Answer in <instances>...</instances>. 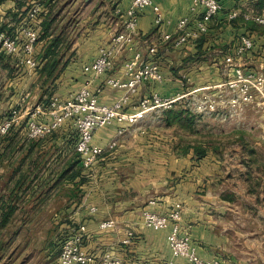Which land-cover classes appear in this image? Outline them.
I'll return each mask as SVG.
<instances>
[{"label": "crops", "instance_id": "crops-1", "mask_svg": "<svg viewBox=\"0 0 264 264\" xmlns=\"http://www.w3.org/2000/svg\"><path fill=\"white\" fill-rule=\"evenodd\" d=\"M65 1L67 5L60 11L61 2ZM131 1L53 0L48 5L47 0H3L0 4V25L7 24L16 29L27 21L30 5L39 3L41 12L36 24L39 32L40 23L51 7L62 14L67 7L74 8L77 5L82 16L77 23L76 33L72 31L73 37L65 48L70 53V59L54 79L50 98L66 100L80 87L87 85L92 92L97 93L100 103L110 104L124 91L110 87L105 81L108 77L124 79L123 63L131 53H117L113 69L102 75L85 73L83 66L95 59L101 46L108 44L111 33L121 29V14L129 8ZM190 1L154 0L164 20L160 27L154 25L151 7L139 12L137 31L140 37L157 44L156 59L164 80L161 83L147 82L140 85L131 97L130 112L134 111L132 106L143 95L183 94L189 89L206 87L231 76V68L228 69L224 64V57L234 52L242 35L252 38L253 48L239 59L240 64L246 69L264 68V26L251 19L245 20L243 16V13L261 11L264 0H219L222 9L212 19L205 34L180 46L163 41L162 35L175 34L177 20L189 14ZM79 4L84 5L82 9L78 7ZM26 6L24 22L21 20L19 22L23 23L18 24L16 15L21 14ZM234 9L239 11V15L229 19L228 13ZM57 20L56 26H60ZM6 30L13 33L12 30ZM45 46L46 40L37 41L35 57L43 52ZM137 47L146 51L143 41ZM1 71L3 80H7L5 87L8 86L9 91L13 89L12 98L14 102L20 101L18 105L24 108V113L41 103L38 99L42 91L37 85L40 80L35 69L18 66L14 58L6 57L0 60ZM180 105L182 103H178L175 108ZM195 116L201 119L198 121L199 139L191 140L184 154L172 151L177 140L172 135L173 128L166 125L165 116L150 115L140 123L126 127L124 133L117 136L116 146L106 150L89 167V172L80 176L84 179L77 191H82L83 195L71 219L78 225H85L83 248L93 254L95 259L107 252L120 260L121 264H187L183 258L172 255L167 241L168 229L153 230L146 227L142 220L144 209L165 213L174 203H180V232L190 236L191 243L196 246L202 259L217 258L222 264H264V165L258 170L250 165V160L254 161V157L258 156V150L254 147L260 143L242 141L250 149V152H244L240 149L243 144L231 138L237 136L235 133L242 134V130L249 128L252 131V125L253 128L262 129L264 108H249L242 125L229 123L232 121L221 125L212 123L220 129L210 126L212 120ZM37 120L47 121L49 117L38 116ZM24 121L26 117L17 126L20 127V133L26 135ZM120 126L114 122L97 129L93 134V144L107 149ZM73 128L71 122L67 121L55 133L60 138H67L71 136ZM204 131H213L215 135L202 137ZM261 131L264 132V129ZM40 141L37 143L45 146L39 152L33 151L34 147L31 154L53 148V143L59 144L57 140L49 143ZM51 161L45 165L48 166ZM262 162L264 164V160ZM46 166L38 174L40 185L30 189L28 195L32 201L36 199L34 197L40 196V202L31 205L34 211L43 208V205L48 206L45 203L48 200L45 204L42 202L44 197H55L58 204V198L65 189L68 190L65 188V178L59 177L64 162L51 174H48L49 168L46 170ZM249 167L253 169L252 172ZM80 177L74 179L73 190ZM44 178L47 181L42 183ZM61 199L64 200L62 196ZM149 200H154V204L149 205ZM92 207L94 211L90 210ZM105 220H113L115 226L101 229L100 223ZM130 230L133 239L129 244H123L122 240ZM92 264H96V261Z\"/></svg>", "mask_w": 264, "mask_h": 264}, {"label": "built area", "instance_id": "built-area-1", "mask_svg": "<svg viewBox=\"0 0 264 264\" xmlns=\"http://www.w3.org/2000/svg\"><path fill=\"white\" fill-rule=\"evenodd\" d=\"M146 7H151L154 13V25L160 27L164 20L154 0H132L129 8L121 14V29L111 33L108 44L101 46L95 59L83 66L85 73L102 75L113 69L117 53L124 51L131 53L123 63L124 79L108 77L105 81L110 87L123 90L122 95L110 104L100 103L97 93L84 85L66 100L51 97L47 105L38 103L27 109L25 113L13 109L8 116L0 120V138L17 126L23 117H26V137L29 140L52 134L65 122L70 121L77 133L75 151L79 154L81 163L85 167H90L106 150L116 146L117 136L122 135L126 127L136 125L150 115L160 116L175 108L178 103H182L195 115H215L221 121L236 119L239 123L244 121L243 117L249 108H264V68L246 69L240 64L239 59L253 48L252 38L242 35L234 52L224 57V64L228 69L231 68V76L206 87L189 89L183 94L143 95L132 106L134 111L130 112L128 109L131 106V97L136 94L140 85L147 82L161 83L164 80L156 59L157 44L140 37L137 31L139 12ZM221 9L219 0H191L189 14L175 23V34L164 33L162 40L180 46L197 39L208 31L212 19ZM40 12L39 3L30 5L26 16L29 23L22 24L18 32L19 36L0 29V50L14 58L18 64L31 69H35L38 65L33 52L38 41L39 32L36 24ZM238 15L239 11L234 9L228 13V18L235 19ZM243 16L245 20L251 19L256 24L264 26V8L258 13H243ZM140 41L146 44L145 52L137 47ZM44 115L48 116L49 120H37L38 116ZM114 122L121 126L116 131V137L108 143L107 149L93 144L94 132ZM154 202L149 200L148 204L153 205ZM90 210L94 211L95 208L92 207ZM142 220L146 227L153 230L168 229L167 241L174 257L183 258L187 264H222L217 258L202 259L197 253L196 246L191 243L190 236L180 232L182 221L180 203H174L165 213L144 209ZM114 226L113 220L100 223L101 229H110ZM85 233L86 227L81 224L69 237L61 241L59 264H92L95 261L96 264H121L120 260L113 258L107 252L95 259L93 254L85 251L83 248ZM133 236L131 230L127 231L122 243L129 244Z\"/></svg>", "mask_w": 264, "mask_h": 264}, {"label": "rangeland", "instance_id": "rangeland-1", "mask_svg": "<svg viewBox=\"0 0 264 264\" xmlns=\"http://www.w3.org/2000/svg\"><path fill=\"white\" fill-rule=\"evenodd\" d=\"M66 5V1L61 2L60 11ZM79 6L80 9H82L84 5L79 4L78 7ZM27 7L28 6L25 7L26 9L24 11H21V14L16 15V22H18V24L24 22V14L27 11ZM64 11L65 12L62 14H59L60 17L57 23L59 22L60 27L63 25L66 26V39L70 41L73 37L72 31L76 33V29L78 28L77 23L82 15L81 13L79 14L77 5L74 8L69 6V8L67 7ZM21 20L23 22H19ZM25 23L29 22L26 21ZM6 25H0V27H3L5 30H12V34L14 35H18L16 32H19L22 26V24L19 25L17 30V28L14 29V26L10 28V26ZM14 30H16V32H14ZM35 48L36 45L33 55L35 53ZM41 54L42 52L35 57L36 60L40 59ZM19 65L21 64H18V66ZM23 68L24 67H22V69ZM22 69L20 70L22 71ZM1 73L2 71L0 72V119L8 116L13 109L19 110L20 113L24 112V108L18 105L20 101L14 102V98H12V96H14L13 89L11 88L9 91V87H5L7 80H3V74L1 75ZM37 85L42 91L38 101L42 102L41 100L44 95L48 94L43 93V87L46 85L42 84L41 81H39ZM53 87L54 84L51 85L49 96L52 94ZM175 111L166 114L163 113L162 117L165 116V121H167L166 125L173 128L172 135L175 136L177 140L172 151L174 153L184 154L187 149L186 145L190 143L191 140L199 139L200 124H198V121L201 119H196V116L191 118V116H187L184 113L182 114L180 111ZM201 117L212 120L213 122L210 123L211 127L214 125L212 123L221 125L226 122L224 120L221 121L220 118L215 115ZM234 120L236 119H232V122L229 123H239L238 120ZM243 123L244 121L242 120L238 125H242ZM217 125H214V128L216 129L218 127V129H220ZM253 126L254 125L251 127V129H253L252 131L246 126L248 130L244 128L245 130H242L244 133H235L237 136L231 138L235 141H239L240 145L243 144L240 149L244 152H250V149L244 146L242 141L248 143V141L252 140L261 144L255 145L254 148H257L258 156L254 157V161L253 159L250 160L251 167L258 170L260 166L264 165L262 162L264 160V132L261 131L264 129V126L262 129L257 127L253 128ZM50 135L51 134L42 137L43 141L47 140L49 143L52 140H57L59 144L53 143V148L51 147L47 150L43 149L42 152L36 153L41 150V147L45 146L42 143H37L35 144L36 148L33 150L36 152L32 154H29L28 151L30 142H28L26 135L20 133V127L16 126L14 131H12V136L10 137H12L13 140L10 149L4 150L3 147L7 144L6 137L0 138V216L6 211L3 208H13V213L9 216L7 224L0 227V264H59L58 255L61 241L69 237L74 229H77L79 226L77 222L71 219V216L73 210L80 202L83 192L78 191L74 193L71 182L65 183V188H68V190L65 189L64 194L61 195L64 200H62L60 196L58 198L59 203L56 204L57 200L55 197H44L42 202L44 203L48 200L45 202L48 206L43 205V208L37 211L32 210L31 205L38 204L40 202V196L34 197L36 199L32 201L31 197L28 195L30 194V189L34 188L37 184L40 185L41 181L39 180L40 176L38 177V174L42 171V168L46 166L45 164L52 159L53 162L51 161V163L46 166V170L49 168L48 174L55 173L56 170L61 167V163L74 156V152H76L74 146L75 137L60 138L61 136L59 137L57 133H52V135ZM201 135L202 137H207L214 136L215 134L213 131L210 133L204 131ZM71 136L75 135L73 134ZM231 138H228V140L232 141ZM78 167L81 169V175H86V172H89V167H85L82 163H80ZM251 167L248 168L250 172L253 171ZM46 181V178H44L42 183ZM17 183H20V185H17ZM70 198H74V200ZM57 209H60V211L62 209L63 211L58 212ZM69 219H71V222ZM62 225H64V227L61 228Z\"/></svg>", "mask_w": 264, "mask_h": 264}, {"label": "trees", "instance_id": "trees-1", "mask_svg": "<svg viewBox=\"0 0 264 264\" xmlns=\"http://www.w3.org/2000/svg\"><path fill=\"white\" fill-rule=\"evenodd\" d=\"M3 0H0V4ZM53 0H47V4L49 5ZM53 5V4H51ZM55 6V5H53ZM51 7V6H50ZM59 11H53V7L50 8L49 12L46 13L44 19L40 23V30L38 33V40H46V46L41 54V57L38 61V65L35 68L37 74H38V79L41 81L42 84H45L46 86L43 87V93H48L46 95V98L42 100L43 105H47L49 102L50 96L49 93L51 91V85L53 84L54 79L59 75V73L64 70L66 67L69 59H70V53L68 54L65 50L66 45L68 43L65 35L66 31V26H56V20L58 18ZM0 29L5 30L3 27H0ZM9 32V31H8ZM0 60L6 59V57H9L8 55H5L4 52H0ZM67 54V56H66ZM5 56V57H4ZM12 58V57H11ZM47 89V90H46ZM49 96V97H48ZM180 111L182 114L184 113L187 116L195 117L193 113H191L185 106L180 105L177 108L170 109L165 112L166 113H171L174 111ZM175 111V112H176ZM15 127L10 129V131L4 135L3 137H6L7 144L4 148V150L10 149L11 148V142L13 140L12 137V131H14ZM55 133V132H54ZM53 133V134H54ZM75 135L74 139V146L76 143V132L75 129H72L71 135ZM14 135V134H13ZM52 135V134H51ZM50 135V136H51ZM72 137V136H70ZM42 140L43 138L39 139H34V140H29L30 142L28 146V151L29 154L32 152L33 148L35 147V144H37L38 141ZM5 141V142H6ZM47 141V140H44ZM3 142V143H5ZM1 144V141H0ZM11 152V151H10ZM28 153V152H27ZM81 160L79 159V154L77 152H74V156L70 157L64 162L63 169L61 170L59 177H64L66 182H71L73 183L74 179L76 177L81 176V169L78 167V164H80ZM83 182V179L80 177L79 183H75L74 185V193H77L78 191V186ZM21 183V182H20ZM20 183H17V185H20ZM5 213H3L0 216V227L5 226L8 222V218L13 213V208L7 209L3 208Z\"/></svg>", "mask_w": 264, "mask_h": 264}]
</instances>
